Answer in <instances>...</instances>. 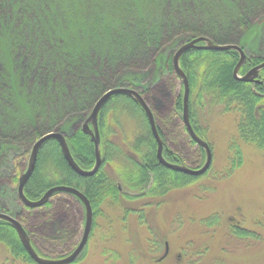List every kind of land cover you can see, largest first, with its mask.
<instances>
[{
  "label": "trees",
  "instance_id": "16d2710c",
  "mask_svg": "<svg viewBox=\"0 0 264 264\" xmlns=\"http://www.w3.org/2000/svg\"><path fill=\"white\" fill-rule=\"evenodd\" d=\"M225 1L222 0V2ZM229 3L234 7V9L231 7L233 10L231 18L226 19L223 15L217 17L209 13L211 14L210 22L215 23H205L204 25H201L203 20L201 16L206 13L204 9L202 10L203 2L200 10H197L192 17L184 18L185 20L182 19V16L184 17V12H190V10L184 11L180 6L178 9L172 7L167 15L177 17L179 22H177L178 20L172 21L165 25L160 35L149 33L147 30L142 31L139 36L134 38L128 54L98 60L100 66L96 63L91 66L97 81L87 79L85 72L81 71L82 63H90L92 52L67 49L65 40L59 42L48 40L52 37L51 34H58L55 27L51 29L48 26V30L42 36L39 44L40 50L44 51V62L40 59L33 63V66L28 70L21 68L31 77L32 75L35 76L31 85L29 83L31 78H25V81L30 88L34 86L39 96H43L48 102L55 95H59L65 100L68 91L62 87L64 92H61L59 81L66 74L65 71L69 69L65 68L62 73H59V68L52 64V62L55 63V59L52 61L46 58L58 56L59 58L77 61L75 63L77 64L76 70L69 71L79 72V74H75L74 79H76L78 88L81 90L87 82L94 83L93 85L97 84L101 88L100 90L104 92L115 87H127L136 90L142 95L153 112L159 135L164 142V158L173 164L198 169L205 163L206 153L193 141L185 127L183 121L184 84L174 70L173 57L175 51L169 48L173 46L174 40L178 36L191 37L189 40L205 37L219 45H239L245 51L247 61L241 67L240 75H245L252 68L263 63L264 55H261L259 50L254 47L252 35L264 21V0H230ZM1 4L2 2L0 8H7ZM26 12L27 10L23 8L18 11L20 15ZM101 17V15L100 17L95 16V19H101ZM36 20L37 25L32 24L31 20L27 22L36 32V37H41V25H47V23L42 24L39 17H36ZM190 21L195 23H190ZM3 22H7V29L13 38L16 50L23 49L21 38L24 36L22 35V29L25 28L24 20H21V25L16 27L20 23L18 19L12 20L10 15H7V19H5L3 13L0 14V23ZM68 24L70 22L65 17L63 27L66 28L65 25ZM49 25L52 24L49 23ZM237 30L236 38L232 39L231 34ZM84 31L86 32L87 29L85 28ZM19 35L22 36L18 37ZM106 35L104 30L95 31L90 44H95L98 42L97 40L106 39ZM116 44L119 43L116 42ZM126 45H129L128 42ZM81 49L85 48L82 47ZM140 51L141 54H139ZM247 51H250V55ZM164 52H166L165 55H163ZM239 60L240 56L235 51L192 49L182 56L180 64L190 84V121L197 135L207 142L208 129L207 126L200 124L202 116L199 113L207 109L206 113H209L210 108H220L224 113L235 112L238 120V139L264 153V69L260 72L262 83L238 81L234 78V70ZM160 64L164 66V72L153 84L140 87L141 83H138L137 80L127 79L128 73L142 72ZM0 66H2L1 62ZM8 79L15 86L20 85L18 77L8 78L0 67V96L2 98L4 97L5 84L8 88L10 87ZM77 95L76 98L71 99L74 104L75 101L79 102L81 98L80 93ZM5 96L6 100L10 102L6 93ZM15 96L17 97V92ZM78 110H82V107H74L73 105L67 109V112L77 115ZM87 117L82 116L80 120L71 119L69 121L71 123L66 121L63 125L70 124V126L66 125L71 131L69 134H66L59 126L56 130H52L66 136L72 156L84 170L92 169L96 162L94 142L90 136L82 131V125ZM128 120L137 123L135 131L134 129L131 132L127 130ZM113 128L118 129L121 133L127 130L126 146L131 155L124 153L121 147L106 138L107 134L115 133ZM99 130L103 164L97 174L91 177H82L75 173L66 162L58 141L51 139L41 148L35 170L25 186V195L32 201L39 200L50 188L60 185L73 187L81 191L90 200L94 211L92 232L84 252L73 264H78L84 258L98 227L97 221L105 219L109 222L108 209L121 208L124 214L139 215V220L147 225L144 208H159L171 192L194 185L202 177L208 176L214 166L212 163L207 173L200 177L189 176L164 167L157 159L158 145L145 112L139 104L128 96L116 95L107 102L99 116ZM26 132L24 136L12 141L16 145H20L21 141L27 138L30 142H36L49 131L48 129L41 131L30 128ZM12 141L8 137L0 136V154L3 146L13 144ZM207 143L212 149L214 162V148L209 141ZM229 149L235 154L231 160L232 168H239L244 158V152L239 142L232 141ZM26 154L13 159L14 170L8 177L1 178L0 183L5 181L9 186L18 188L20 178L27 170L24 165ZM117 164L120 166L114 168V175H112L106 167ZM229 173L230 171L221 178H228ZM73 200L78 202L84 211L81 224L85 226L84 205L72 194L56 193L45 206L35 209L28 208L20 200L18 201L21 211L14 217L27 231L32 246L41 257L61 259L70 255L79 245L83 234L79 237L80 226H78L77 210ZM141 202L146 203L141 205L142 209H137V205ZM126 204L136 208L129 210ZM4 210L5 213L10 214L7 208ZM59 214H63L61 216V228L58 226ZM256 220L255 223L258 222ZM221 222L220 216L213 214L199 221V224L204 227L205 234L209 237V235L216 234ZM227 228L230 235L240 241L259 239L256 232L244 228L241 223L230 224ZM148 234L143 242H137L138 234L134 235L135 247L128 255L129 262L127 264H137V262L139 264H166L170 262L169 253L165 257L163 255L161 258H155L158 251L164 247L165 242H168L167 239L161 236L159 232L153 231L150 226H148ZM0 246L8 250L15 262L36 264L24 248L15 228L3 220H0ZM127 248L131 250V244ZM207 251L208 248L205 252ZM102 255L106 264L119 263L121 258L119 252L113 248L106 249ZM2 264H9V262Z\"/></svg>",
  "mask_w": 264,
  "mask_h": 264
},
{
  "label": "rangeland",
  "instance_id": "374dc122",
  "mask_svg": "<svg viewBox=\"0 0 264 264\" xmlns=\"http://www.w3.org/2000/svg\"><path fill=\"white\" fill-rule=\"evenodd\" d=\"M229 1L2 0L1 5H5L7 8H0V14L4 13L5 19H7V15H10L12 20L18 19L20 23L16 27H19L21 20H24L25 28L22 29V35L25 37L21 38L24 48L16 50L13 38L7 29V22L0 23V62L2 64L0 67L8 78L18 77V81H20V85L15 86L8 79L10 87L8 88L5 84L4 97L0 96V136L8 137L12 141L24 136L27 133L26 130L30 128L41 131L48 129V133H50L54 132L52 130H56L58 126L62 127L66 134H69L71 131L66 127L67 123H71L69 122L71 119L80 120L82 116L89 117L95 103L104 93L97 84L93 85L94 83L87 82L82 90L78 88L74 76L79 72L69 71L76 70L77 64L75 63L77 61L58 56L45 57L52 61L55 59V63L52 62V64L59 68V73H62L65 68L69 69L65 71L66 74L59 81L61 92H64L63 88L68 91L65 100L61 96L55 95L48 102L43 96H39L34 86L30 88L27 85L25 78H31L29 81L31 85L35 76L31 77L21 68L28 70L33 66V63L40 59L44 62V51L40 50L39 44L42 36L46 34L48 26L51 29L55 27V31L59 34H51L52 37L48 40L57 42L65 40L67 49L92 52L90 63H82L81 71L85 72L87 79L97 81V78L94 77L95 72L91 68L94 63L100 66L98 61L100 59L128 54L134 38L139 36L142 31L147 30L149 33L160 35L165 25L178 20L177 17L167 15L172 7L178 9L180 6L184 11L190 10V12H184V17L182 16L184 19L189 18L188 16L192 17L197 10H200L203 2L202 10L204 9L206 13L201 16L204 20L201 25L214 24L215 22H210L211 14L217 17L223 15L226 19L231 18L233 11L231 7L232 9L234 7ZM20 8L27 12L20 15L18 13ZM100 15L102 20L95 19V16L100 17ZM36 17H39L42 24L47 23V25H41V37H36V32L27 22L31 20L32 24L37 25ZM65 17L70 22L65 25L66 28L63 27ZM190 23L195 22L190 21ZM102 30L107 33L106 39L90 44L94 32ZM237 34L238 30L231 34V38H236ZM190 38L176 37L173 46L169 49L176 51ZM127 42L129 45H126ZM252 42L261 55H264V21L252 35ZM82 47L85 49H81ZM141 53L140 51L139 54ZM247 53L250 55V51ZM165 54L166 52L163 53V55ZM163 72L164 66L160 64L142 72L128 73L127 79L137 80L138 83H141L140 87H144L153 84ZM16 92L17 97L15 96ZM5 93L9 96L10 102L6 100ZM77 93H80L81 98L74 104L71 99L76 98ZM72 104L74 107H82V110L77 111V115L67 112L69 107H73ZM206 111L199 115L202 116L200 124L207 126L208 129L206 140L214 148V166L209 175L202 177L190 187L171 192L159 208H144L147 225L139 220V215L124 214L121 208L108 209L109 222L105 219L97 221L98 227L89 243L88 250L78 264H106L102 254L109 248L115 249L121 256L119 263L116 264H127L129 262L128 255L135 247L134 235L138 234L137 242H143L149 235L148 226L153 231L159 232L168 241L155 255V258H161L166 252V243H168L170 262L166 264H264V153L238 139V120L235 112L224 113L220 108H210L209 113ZM66 121V125H63ZM128 121L127 130L131 132L134 129L135 131L137 123L132 120ZM127 130L121 133L118 129L113 128L115 133L106 136L110 142L121 147L126 154L130 152L126 146ZM232 141H238L244 152L241 166L236 169L231 166V160L235 157V154L229 149ZM12 142L13 144L3 146L0 154V179L11 174L14 170L13 159L24 153H27L24 165L26 168L28 167L32 147L35 143V141L30 142L28 138L21 141L19 146L14 141ZM129 155L131 154L129 153ZM117 166L120 164L106 168L114 175V168ZM228 171H230L229 177L221 178ZM17 189V187L9 186L5 181L0 183V213H5L4 208H7L13 217L20 213ZM143 203L146 202L139 203L137 209H142ZM74 205L77 210L80 237L84 229V224H81L84 211L78 202L74 201ZM126 205L129 210L136 208L130 204ZM213 214L219 215L222 222L216 230V234L208 237L199 221ZM62 215L58 216L59 228H61ZM255 220L258 222L255 223ZM232 222L241 223L244 228L256 232L259 239L240 241L233 238L227 228L228 225L233 224ZM130 244L131 250L127 248ZM206 248H208L207 252H205ZM4 262L22 264L15 262L8 250L0 246V264ZM137 264L139 263L137 262Z\"/></svg>",
  "mask_w": 264,
  "mask_h": 264
},
{
  "label": "water",
  "instance_id": "95a60500",
  "mask_svg": "<svg viewBox=\"0 0 264 264\" xmlns=\"http://www.w3.org/2000/svg\"><path fill=\"white\" fill-rule=\"evenodd\" d=\"M197 49V50H209V51H235L239 54L240 60L234 70V78L241 82H254V83H262L260 79V72L264 69V62L260 65L252 68L248 73L245 75H240V69L241 67L246 63L247 61V54L245 51L236 44H225V45H219L214 43L208 38L205 37H198L194 38L192 40L187 41L186 43L182 44L179 49L175 51L174 57H173V66L176 74L178 77L182 80L184 84V109H183V121L185 124V127L188 131V134L193 139L195 143L198 144L202 149H204L206 153V161L203 164L202 167L198 169H192L184 165H178L168 162L164 156V142L161 139L155 117L153 115L152 110L142 97V95L137 92L134 89L127 88V87H115L107 90L103 93V95L97 100L95 103L89 117L82 125V131L91 137L92 141L95 145V155H96V162L92 169L90 170H84L82 169L77 162L75 161L74 157L71 154L70 148L68 146V142L66 139V136L60 132H50L42 135L33 145L32 151L29 158V163L26 172L21 176L17 193L19 200L28 208H40L45 206L52 198V196L56 193L65 192L72 194L76 196L84 205L85 208V226L83 231L82 239L77 246V248L68 256L61 258V259H48L41 257L34 247L32 246L30 237L28 236L27 231L24 229L22 224L13 216L7 213H0V220L6 221L10 223L15 230L17 231V234L19 236L20 241L22 242L24 248L26 249L27 253L31 257V259L36 264H73L75 261L78 260V258L81 256V254L84 252L94 224V211L91 205L90 200L79 190L68 187L64 185L55 186L50 188L39 200L32 201L27 198L25 195V186L27 182L30 180L36 164L38 160V155L43 147V145L51 140L54 139L58 141L62 154L68 163L69 167L78 175L82 177H91L98 173L100 170L102 164H103V157L101 153V135L99 130V116L104 108V106L107 104V102L116 95H124L132 98L137 104L140 105V107L145 112L152 134L157 142L158 148H157V159L159 162L166 168L184 173L189 176L193 177H200L207 173V171L211 168V165L213 163V152L210 147V145L203 140L201 137L197 135L195 132L191 121H190V110H189V99H190V84L188 77L184 70L181 67V58L182 56L188 52L189 50ZM169 253V245L166 243V252L164 254V257L167 256Z\"/></svg>",
  "mask_w": 264,
  "mask_h": 264
}]
</instances>
